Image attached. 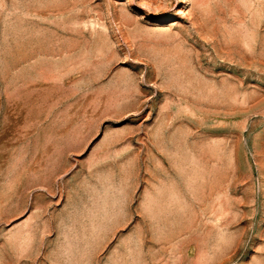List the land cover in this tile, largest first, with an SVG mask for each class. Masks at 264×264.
<instances>
[{"label":"rangeland","instance_id":"obj_1","mask_svg":"<svg viewBox=\"0 0 264 264\" xmlns=\"http://www.w3.org/2000/svg\"><path fill=\"white\" fill-rule=\"evenodd\" d=\"M0 264H264V0H0Z\"/></svg>","mask_w":264,"mask_h":264},{"label":"bare ground","instance_id":"obj_2","mask_svg":"<svg viewBox=\"0 0 264 264\" xmlns=\"http://www.w3.org/2000/svg\"><path fill=\"white\" fill-rule=\"evenodd\" d=\"M186 2V0H184ZM186 4V3H185Z\"/></svg>","mask_w":264,"mask_h":264}]
</instances>
